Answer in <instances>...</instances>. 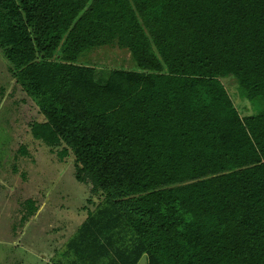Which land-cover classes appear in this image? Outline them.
Returning a JSON list of instances; mask_svg holds the SVG:
<instances>
[{"label":"trees","instance_id":"trees-1","mask_svg":"<svg viewBox=\"0 0 264 264\" xmlns=\"http://www.w3.org/2000/svg\"><path fill=\"white\" fill-rule=\"evenodd\" d=\"M0 51L102 198L58 264H264V0H0Z\"/></svg>","mask_w":264,"mask_h":264},{"label":"rangeland","instance_id":"rangeland-1","mask_svg":"<svg viewBox=\"0 0 264 264\" xmlns=\"http://www.w3.org/2000/svg\"><path fill=\"white\" fill-rule=\"evenodd\" d=\"M81 60L99 72L138 69L131 53L116 47ZM223 81L242 113L255 111L238 95L233 78ZM245 104L248 111L241 109ZM43 119L0 51V264H58L67 243L102 202L90 183L77 179L73 157L61 160L33 137L30 125ZM138 264H148L147 257Z\"/></svg>","mask_w":264,"mask_h":264},{"label":"crops","instance_id":"crops-1","mask_svg":"<svg viewBox=\"0 0 264 264\" xmlns=\"http://www.w3.org/2000/svg\"><path fill=\"white\" fill-rule=\"evenodd\" d=\"M143 257H146V255H144ZM143 257L141 258V260L143 259ZM141 260H140V261H141Z\"/></svg>","mask_w":264,"mask_h":264}]
</instances>
